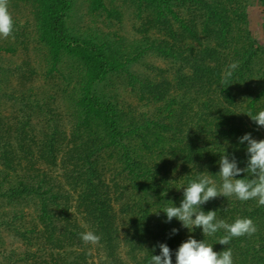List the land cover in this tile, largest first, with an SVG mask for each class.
<instances>
[{
    "label": "trees",
    "instance_id": "1",
    "mask_svg": "<svg viewBox=\"0 0 264 264\" xmlns=\"http://www.w3.org/2000/svg\"><path fill=\"white\" fill-rule=\"evenodd\" d=\"M18 2L31 4V31L50 63L45 76L56 78L68 59L75 77L69 74L60 90L69 98L66 129L58 124L62 96L40 102L29 92H6L5 74L18 66L0 56V101L17 111L13 121L0 114V264H150L159 244L170 248L176 264L175 253L189 236L217 253L230 248L233 264H264V206L256 200L221 196L201 205L230 224L253 220L257 232L227 246L218 244L223 230L204 237L202 229L190 231L175 218L166 223L164 213L180 206L183 188L201 175L219 188L224 154L246 168L248 144L239 143L245 134L264 140V128L248 116L264 111V53L245 8H261L264 36V0H121L145 20L138 44L120 48L69 31L73 0ZM113 13L120 18V11ZM126 47L135 48V56ZM5 49L0 46V55ZM146 56L160 58L166 69L144 64ZM138 62L155 77L129 72ZM234 62L229 83L221 84ZM119 75L149 112L134 115L118 95L105 92ZM36 108L44 118L38 143L28 132ZM87 231L101 237L98 245L81 241ZM6 237L19 247H7Z\"/></svg>",
    "mask_w": 264,
    "mask_h": 264
},
{
    "label": "rangeland",
    "instance_id": "2",
    "mask_svg": "<svg viewBox=\"0 0 264 264\" xmlns=\"http://www.w3.org/2000/svg\"><path fill=\"white\" fill-rule=\"evenodd\" d=\"M17 0H9V11L14 21L13 35L7 39L0 37V46L4 47L7 52L1 53V59L4 64H10L12 67H16L10 75L6 73V92L18 95L22 93H31V99H37L42 101L48 97H61V87H66L67 76L71 74L75 77V73L71 72L70 62L61 61L58 65L60 73L56 78L46 77L45 72L50 67L49 60L44 56V49L37 44L31 31L33 11L31 4L18 2ZM16 3V4H15ZM72 8L68 18V29L73 34L80 38H90L96 40L105 46L112 47H130L131 44H138L137 42L142 37V24L145 20V14L137 16L134 13V9L129 8L128 5H124L121 0H73ZM252 5V4H251ZM246 12L248 15V21L250 23V29L253 39L257 42L262 53H264V36L262 33V12L258 5H247ZM121 12L120 18H117L113 14V10ZM139 17V18H138ZM30 31V34H28ZM148 34H152L149 32ZM23 35V37H22ZM128 47H126L128 49ZM14 49V53L10 50ZM134 49H128L132 51V56H135ZM144 64L153 66V69H166L167 63L156 58L154 56H146L142 58ZM32 70V74H30ZM129 72L145 76V73H149L150 77H155L154 71L147 69L141 63H133L128 68ZM60 77L61 79H57ZM66 81H65V80ZM73 83V80L70 81ZM127 78L124 75L111 77L110 81L105 86V92L110 95H118V101L124 105L127 109L133 108L134 115L140 112H149L151 107L144 106L141 102L137 101L134 94L127 85ZM69 83V82H68ZM66 90H70L67 88ZM26 94V95H27ZM68 93L62 96L61 99H57V111L58 124L63 128H69L70 105ZM40 104V103H39ZM16 106L10 104L6 99L0 101V114L2 118H7L9 121L12 117L16 116L13 113ZM13 114V115H12ZM36 114V115H35ZM15 119L14 121H16ZM44 118L39 116V110L36 111L30 118L29 123L32 128L28 129V132L33 137L34 142H42L44 137L41 131V125ZM42 122V123H41ZM12 123V122H10ZM12 126V124H11ZM31 216H35L33 209L30 210ZM7 247L17 246L16 241L10 237L5 238ZM19 247V246H17Z\"/></svg>",
    "mask_w": 264,
    "mask_h": 264
},
{
    "label": "clouds",
    "instance_id": "3",
    "mask_svg": "<svg viewBox=\"0 0 264 264\" xmlns=\"http://www.w3.org/2000/svg\"><path fill=\"white\" fill-rule=\"evenodd\" d=\"M14 21L9 11V0H0V37L5 39L13 35ZM238 67L232 63L222 76L221 84L229 83L233 71ZM251 120L258 126L264 128V111L256 115L248 114ZM247 141L246 168H238L235 158L229 162V157L224 154L220 157L218 175L222 184L217 187L209 175H201L196 181H192L186 188H183V199L179 207L169 206L164 210L167 220L170 223L174 218L178 220L183 228L192 230L200 228L204 237H210L223 230L225 233L218 244L227 246L233 238L251 237L257 232L253 220L249 218H238L233 223L224 220H217L216 211L205 213L201 205L208 203L217 197H235L241 202L256 200L258 206H264V140L252 139L251 133L245 134L239 139V143ZM246 174V178L234 179V177ZM193 217H195L193 219ZM177 229H172L176 234ZM80 239L85 245H98L101 237L92 231L80 234ZM160 255H152L150 264H172V253L166 244H159ZM176 264H233L232 251L230 248L222 252H215L213 246L205 241L198 242L189 236L175 253Z\"/></svg>",
    "mask_w": 264,
    "mask_h": 264
}]
</instances>
